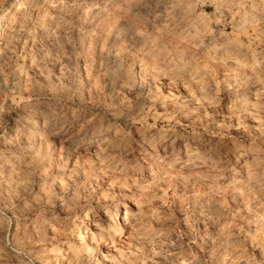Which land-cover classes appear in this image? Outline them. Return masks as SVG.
Wrapping results in <instances>:
<instances>
[{
    "label": "rangeland",
    "instance_id": "1",
    "mask_svg": "<svg viewBox=\"0 0 264 264\" xmlns=\"http://www.w3.org/2000/svg\"><path fill=\"white\" fill-rule=\"evenodd\" d=\"M0 264H264V0H0Z\"/></svg>",
    "mask_w": 264,
    "mask_h": 264
},
{
    "label": "bare ground",
    "instance_id": "2",
    "mask_svg": "<svg viewBox=\"0 0 264 264\" xmlns=\"http://www.w3.org/2000/svg\"><path fill=\"white\" fill-rule=\"evenodd\" d=\"M130 203V202H129ZM127 204V203H126ZM128 206V205H127ZM117 222V221H116ZM124 222V221H123ZM117 227H118V224H117ZM122 227H123V225H122ZM117 229H120V227L119 228H117ZM118 231H120V230H118ZM75 235V234H74ZM88 236V235H87ZM72 237L74 238V236L72 235ZM89 237V236H88ZM79 238V237H78ZM77 240V239H76ZM78 241V240H77ZM107 241V240H106ZM73 242V241H72ZM60 244V243H59ZM62 245V244H61ZM57 247V246H56ZM60 249V248H59ZM55 250V249H54ZM61 250V249H60ZM59 250V251H60ZM58 256H60V255H58Z\"/></svg>",
    "mask_w": 264,
    "mask_h": 264
}]
</instances>
